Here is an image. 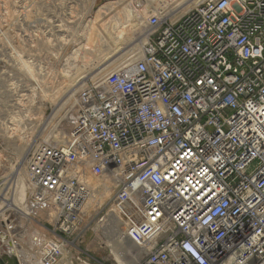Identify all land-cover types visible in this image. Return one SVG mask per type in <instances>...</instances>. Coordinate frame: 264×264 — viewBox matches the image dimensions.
I'll list each match as a JSON object with an SVG mask.
<instances>
[{
  "label": "built area",
  "instance_id": "1",
  "mask_svg": "<svg viewBox=\"0 0 264 264\" xmlns=\"http://www.w3.org/2000/svg\"><path fill=\"white\" fill-rule=\"evenodd\" d=\"M125 1L140 53L78 91L65 143L26 159L24 199L0 178V252L29 212L49 235L41 264H59L102 213L137 264H264V0H202L178 18Z\"/></svg>",
  "mask_w": 264,
  "mask_h": 264
},
{
  "label": "rangeland",
  "instance_id": "2",
  "mask_svg": "<svg viewBox=\"0 0 264 264\" xmlns=\"http://www.w3.org/2000/svg\"><path fill=\"white\" fill-rule=\"evenodd\" d=\"M112 2L119 1L0 0V121L9 123L8 128H15L11 134L6 131V127L5 130H0V156H3L0 158V178L6 180L12 175L15 179L13 189L16 188L18 190L16 194L20 192L23 199L27 194L24 172L26 159L39 143L55 142L53 139L55 130L60 129L54 124L59 116L58 110L60 114L65 111L64 109L73 111L74 125L77 91L88 82H92L93 76L78 84L71 93L59 98L61 100L56 107L53 106L56 103L52 99L65 93L74 78L81 77L80 74L83 72L81 67L86 68L93 64L98 49L102 50V45L98 42L95 44V50H89L87 39L90 38L91 32L104 34L103 26L105 28L110 26L113 29L124 20V17L122 20V17L107 11L101 20L98 19L100 21L95 22L100 8ZM123 3L121 8L128 9V3L126 1ZM189 5L190 2H179L172 12L163 13L178 18L190 10ZM129 37L132 38L133 33H130ZM126 51L134 53V56L139 55L130 48ZM69 62H73L77 67L70 69ZM114 65L107 61L103 67L108 68V74H111L120 70L117 64L116 68ZM26 66L30 68L32 75L28 74ZM55 88L59 91L57 94H54ZM25 146H28L29 150L21 157ZM14 168L16 172L13 171ZM21 172L23 178L19 177ZM108 198L109 196L106 199ZM108 200L102 201L103 204ZM101 216L102 213H97L91 218L88 233L81 242L75 236L76 247L69 246L66 251L64 250L66 257L63 258V254L59 264H83L84 260H78L80 249L89 251L92 258L103 264H121L114 256L115 248L113 250V242L118 238L102 235L98 225ZM23 222L20 218V226H24ZM31 226L44 238H47L45 233L49 236L37 224ZM123 247L128 250L125 244L120 253L124 252ZM0 253L4 257L8 256L7 252ZM124 256L129 258L128 253ZM138 259V257L128 259V264H137Z\"/></svg>",
  "mask_w": 264,
  "mask_h": 264
},
{
  "label": "bare ground",
  "instance_id": "3",
  "mask_svg": "<svg viewBox=\"0 0 264 264\" xmlns=\"http://www.w3.org/2000/svg\"><path fill=\"white\" fill-rule=\"evenodd\" d=\"M114 1H119V2H117V3L112 2V3L107 4V5L100 8L101 10L98 11V13H97L98 16H97L95 22L97 23L98 21H100L103 18L102 15L107 14V11H110V14L115 13V15H117L120 18L122 17V20L124 17V20L121 21L119 24H117L115 26V28H113V29L110 26L107 28H105L103 26L104 34H98V33L96 34V32L93 34V31L91 32V34L89 35L90 38L87 39L88 40L87 46L89 45V47H90L89 50H91V51L95 50V48H96L95 44L97 42L99 45L100 44L102 45L101 46L102 50L98 49L99 51H97V56H95V60L93 61L94 62L93 64L92 63L89 64L88 66H86V68H85V66L81 67L82 71H83L80 74L81 77L79 79L74 78V80L68 85L65 93L61 94V96H58V97L52 99V101H55V103H56L55 105H53L54 107H56L60 103L61 99H59V98H63L68 93H71L78 86V84H80L84 80H87L90 76L91 77L93 76L92 82H94L95 84L101 85L103 83L105 77L108 74V68L103 67L107 61L108 62L111 61L112 64H115L114 68H116V64H117V68L122 70L124 68H128L129 66H131L134 63L135 58L137 57V55L134 56V53H129L126 50H128L130 48V50H132L133 52H136V53L138 52V54L140 53L142 40H141V37L138 35H140V33H141V31H139V29L141 28V22L134 23L133 19L130 16L129 9H126L125 7L121 8V6L124 4L123 2L125 0H114ZM200 1H202V0H194L193 2H192V0H147L148 4L151 7H156V8L159 7V8H161V10L168 12V13L172 12L176 8V5L179 2L180 3L181 2H190L189 9H191L194 6H196ZM98 19H100V20H98ZM119 20H121V19H119ZM94 27H95V23H94ZM135 27H137V28L134 29ZM134 31H137L136 35L133 36L132 38H130L129 34L134 33ZM86 36H88V35H86ZM105 51L107 53L104 54ZM122 57H124V58L122 59ZM68 64H69L70 69L77 67V66H74L73 62H69ZM98 64H100V65H98ZM81 68H79V70ZM27 69H28V74L32 75L30 68L27 67ZM120 70H117V71H120ZM57 92H59V91H58V89L55 88L54 94H57ZM53 95H52V97H53ZM18 104H19V101H18ZM22 107H23V104H22ZM21 110H23V109H21ZM64 110L65 111H63L61 114H60L59 110L57 111V115H59V116H58V118L54 124L57 125L60 129L55 130V134L53 136V139L55 141L53 143L55 145L64 144L70 130L73 127L72 118H73V114H75V113H73V111L71 112V110H68V109H67V111H66V109H64ZM0 123H1V121H0ZM7 124H9V123L2 122L0 124V130L2 129V131H3V130H5L4 127H6V131L10 132V134H11V132L15 131V128L14 129L8 128ZM51 127L52 126H50V128ZM28 150H29V147L25 146L23 148V151H22L23 155H21V157L25 156V154L28 152ZM1 156H0V158H1ZM14 170H15V168L13 169V171ZM14 172H16V170ZM22 173L23 172L20 173L19 177L23 178ZM7 175H8V173L6 174V176ZM18 186H19V184H18ZM24 186H25V183H24ZM19 191H20V188H19ZM19 194H20V192H19ZM105 195H106L105 196V199H106L108 196L110 197L111 192L107 191ZM28 213L29 212L22 213V219L21 220L24 221L23 222L24 226L21 225L20 228H22L23 230H21L20 228L17 227L16 230L14 231L15 234L14 235L11 234L12 240H13V246L11 245V247H9L7 257H4L3 255H1L2 257L0 258V264H41L42 245H44L47 242V238H44L40 232H38L36 229H34L31 226V224L29 222ZM37 213H40L41 217H45V215L42 214L40 211H37ZM48 221H51V219H48ZM18 232H19V234H18ZM126 240H127V242L125 244H127L128 249H131V248L135 249V247H134L135 245L133 246L129 242L128 239H126ZM120 244L121 243L119 240H114L113 250L115 248V251H116L114 256H116L118 262H120L121 264H128L129 258L124 256L125 254L122 256L121 254H123V253L119 252L120 250H122V244L121 245ZM63 254H64V256H63ZM62 256H63V258L66 257V253H64V250L62 251Z\"/></svg>",
  "mask_w": 264,
  "mask_h": 264
}]
</instances>
